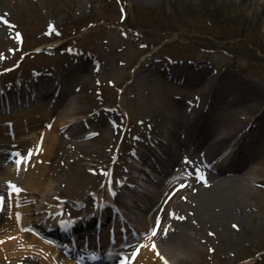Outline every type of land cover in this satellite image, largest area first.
I'll list each match as a JSON object with an SVG mask.
<instances>
[{"label": "rangeland", "instance_id": "rangeland-1", "mask_svg": "<svg viewBox=\"0 0 264 264\" xmlns=\"http://www.w3.org/2000/svg\"><path fill=\"white\" fill-rule=\"evenodd\" d=\"M0 14V88L31 78L35 70H50L58 72V91H64L56 106L52 91L42 93L37 84H22L18 89L25 101L19 106L24 109L14 108L17 103L0 113V121L14 109L40 107L38 102L46 109L54 103L53 122L62 118L66 105L84 116L59 130L49 162L47 181L56 185L52 195L58 194L63 203L52 208L63 215H69L67 206L75 207L77 199H89L93 193L107 198L112 182L115 190L121 186L118 176L127 170L133 174V154L153 150L166 168L155 183L157 192L165 193L164 206L157 209V246L172 224L178 222L175 230L180 228L193 201L191 185L207 171L196 162L206 151L203 143L191 140L188 149L178 146L171 138L174 122L198 116L209 136L216 131L233 135L248 124V116H256L254 110L264 111V0H0ZM87 64L90 70L83 67ZM246 87L257 93V101L238 95ZM46 94L49 103L42 99ZM84 122L86 131L72 138ZM110 122L119 124L115 135ZM256 124L257 136L237 150L240 163L252 170L245 208L226 225L197 229L205 239L198 241L201 246L192 262L184 264H264V118ZM45 126L53 128L49 122ZM75 141L89 144L77 151ZM145 167L153 169L148 163ZM141 176L137 181L150 186L151 179ZM136 192V199L155 203L157 193L141 186ZM3 206L6 214V202ZM141 206L124 208L134 224L142 222L137 211L148 212ZM25 244L31 249L21 259L0 254V264H48L43 251L48 254L49 249L37 241ZM15 251L21 252V246Z\"/></svg>", "mask_w": 264, "mask_h": 264}, {"label": "bare ground", "instance_id": "bare-ground-1", "mask_svg": "<svg viewBox=\"0 0 264 264\" xmlns=\"http://www.w3.org/2000/svg\"><path fill=\"white\" fill-rule=\"evenodd\" d=\"M1 32L0 29V34ZM83 67L90 70L88 64ZM48 73L53 76V73L49 71L42 73L41 75H43L47 87H49V89H55L57 87L56 85H59L60 78L56 83L55 78L49 76L44 77V75H49ZM89 76H92L91 73H89ZM43 78L40 80L44 81ZM224 78H227V76H224ZM40 80H38L37 77H32V79L26 80L25 84H38ZM44 84L45 83H43V85ZM19 85H21V81ZM15 87L17 89L16 85ZM63 92L64 91H62L57 97L56 106L61 102ZM238 95L240 97L248 95L249 97H253L256 101L259 99L257 93L249 87H246L239 92ZM47 96L48 94L43 96L42 99L49 103V96ZM21 99L22 96L17 90L11 94L9 91L0 93V111H4L3 109H6L5 111H7L11 105L17 103L18 106H13L14 108L24 109V106H19L21 105L19 104L20 102L25 101ZM6 100H9L8 102L11 104L5 106ZM40 103L42 102H38L40 107L35 106L30 110L15 112L14 109L13 115H2L4 120L2 119L0 121V162L3 157H9V151L11 149L18 151L19 158L23 157L21 164L12 162L14 165H8V167L3 170L0 169V196L5 197L6 202V214H4L3 210L0 212V254L2 257L3 255L5 257L8 255L10 258L12 257V259H21L24 252H29V249H31L30 247L27 248L25 241H29V245L35 243V241L40 242L35 236L32 238L29 236L30 234L24 232L25 228L30 227L29 229L32 228L37 230V220L42 221V219H50L56 212H53L50 209L47 211L40 210V208L44 209L45 205H49V207L62 206L58 194L56 196L52 195L56 185H54L50 179L47 181L48 174L52 171L49 168V162L52 159L51 155L53 149L60 140L59 130L68 126L70 123L77 124L84 119V116L78 117V115H76L77 112H72L71 106L66 105L61 111L62 118L53 122L51 119L54 114V103L51 102L48 109L45 108V104L43 105ZM62 103L65 104L66 102ZM260 109L261 107H258L254 110L252 117L256 116L254 118L248 116V124L240 132L233 135H223L222 132L216 131L213 136H209L210 130L201 123V118L197 115L196 119L192 120V118H188L186 121H176V123L174 122V125L172 121V125L174 126V128L172 126V130L174 133L171 135V138L178 142V146H183L188 149L189 141L191 140H195V144L197 141L203 143V148H205L206 151L203 152L200 157H197L196 162L200 167L205 166L207 171L204 172L203 179L201 176L197 177L191 185L193 201H189L190 206L185 212V217L182 220V223H179L180 228L175 230V226L178 225V222L174 225L172 224V230L167 232L161 238L162 242L155 246V248L150 244L155 235L150 232L151 227L149 218H152L151 222H153L154 227L158 218V210L156 206L162 202L164 193L163 191L159 193L157 192L154 182L152 183L149 181L150 186H147L142 183L140 179L139 181L135 180V182L138 183V186L146 188L150 194L157 193V197H155L156 199L153 198L155 203L152 206H149L145 201H142L139 198L136 199V196L132 194L131 189L128 187L126 188V186L133 187V180L137 178L134 176V173L137 176L139 172L143 171L140 169L135 170L137 166L141 167L140 163H137L135 164L134 169L133 166L129 165V167L133 169V174L129 175L127 170L123 184L117 187L119 192H121V187L126 188V192L130 195L128 194L129 196L125 197L121 194L122 192L119 195L108 193L106 199L102 198V200L99 201V206L95 210L96 221L98 219L101 226L106 224L105 217L110 209L107 207H100V204L107 201V203H110L111 205L112 216L114 213L116 214L115 222L120 223H115V225L110 226V228L113 229H103L99 233H91L90 227L95 226L94 221L91 220L92 216H85L83 223L68 220L66 226L63 223L60 224L61 226L64 225L65 227H68L70 230L72 227L76 235H74L72 241L61 242L55 239L58 244L62 243L64 245L63 251L59 248L57 249L51 242H48L49 244L43 242L44 247L50 251V255L43 251V254L47 257L48 264H77L74 259L66 256V254L81 250V253L74 252V257L78 258V256L85 254L87 250L91 248L102 251L106 254V257L108 256V252L111 253L116 248H120L122 253H119L118 260H122L123 258H126L123 256H127L128 262L126 264H184L185 262H192L193 252L201 246L198 244V241L205 239L204 236H200L197 229L200 230L202 226H213L217 228L220 224L226 225L227 222L231 221L230 219L236 212L242 211L245 208L243 199L247 192H250L252 170L248 169L247 166L245 167L243 163H240L239 159H241V156L237 154V150L242 147L247 138L257 136V133L255 132L258 127L256 121L260 118H264V111L262 114H257L260 112ZM162 117H165V115L162 114L161 118ZM89 119L90 117H88V120ZM162 120L165 119L162 118ZM48 122L53 126L51 130L44 127V124ZM113 122L116 123L115 121ZM113 122H110V133L115 135L117 133L116 128L119 127V124H117L118 126L116 127ZM87 127V123H80V127L78 126L80 134L77 131H74L71 137L77 138L81 136V134L86 131ZM156 128L158 129V126H156ZM178 135L186 137L187 142L182 140L180 138L181 136L178 137ZM88 144L89 142L87 141H75V146H77L76 150L78 151L80 148L86 147ZM169 147H171L170 142L168 143V148ZM177 149L178 148L176 147V150ZM169 151L167 152L170 153ZM159 153H161V151H159ZM148 154L150 155L151 167L153 168L151 171L161 170L159 174L162 173L163 170L166 171V168L161 167L163 163L158 154L153 152V150H148L146 155ZM142 156L143 153L135 152L134 154V158L138 160V162L143 163ZM7 158H5V160H7ZM26 158H29L28 163H26ZM215 158L217 160L220 159V161L214 169H211L208 167V164ZM144 159L147 160L146 157H144ZM95 167H97V165H95ZM159 174L152 172V175H154L155 178L162 180L163 177ZM9 182L17 185L21 191L15 192L11 188ZM134 187L138 188L137 184ZM145 194L146 198H148L149 195L147 193ZM39 197L43 199L39 200ZM138 201L141 204H145L144 207L141 206ZM33 202H40L41 206L34 208L32 206ZM132 203L143 207L140 208L141 210L147 209L148 211L144 214L137 211L139 218L142 221L141 223L134 224L131 222L130 219L132 218L128 217L127 211L124 209L126 204L132 205ZM42 211L46 214L45 216L38 218V216L33 215V212L41 213ZM132 211L136 212V210ZM18 215H20V217ZM103 215L104 217L102 218ZM85 226H88V228L84 229L83 227ZM50 227L51 231H53L55 227L57 228V223L53 222ZM21 229H23V232H21ZM113 240L115 246L112 245V247H110V243ZM148 240L151 241L148 243ZM134 244L135 246L132 247ZM18 246H21V252L15 251V247L18 248ZM138 247H140L139 253L132 262L131 258ZM121 257L123 258L120 259ZM106 260L112 262L114 259L107 258Z\"/></svg>", "mask_w": 264, "mask_h": 264}, {"label": "snow or ice", "instance_id": "snow-or-ice-1", "mask_svg": "<svg viewBox=\"0 0 264 264\" xmlns=\"http://www.w3.org/2000/svg\"><path fill=\"white\" fill-rule=\"evenodd\" d=\"M19 155V154H18ZM21 161L23 160V157H20ZM201 178L203 179V176H201ZM206 182V181H205ZM9 184L11 185V188L15 191V192H19L21 191V189L15 185L12 182H9ZM5 202V197L0 196V206H3ZM155 235V232L153 233ZM152 247L155 248V242L153 241Z\"/></svg>", "mask_w": 264, "mask_h": 264}]
</instances>
